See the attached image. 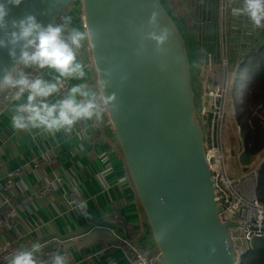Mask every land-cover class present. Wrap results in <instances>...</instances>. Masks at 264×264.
<instances>
[{
  "label": "water",
  "instance_id": "1",
  "mask_svg": "<svg viewBox=\"0 0 264 264\" xmlns=\"http://www.w3.org/2000/svg\"><path fill=\"white\" fill-rule=\"evenodd\" d=\"M74 1L24 0L12 10V16L33 13L47 26L57 22ZM203 1L210 7L211 0ZM80 2L85 29L91 26L96 33L88 45L97 81H107L101 91L117 97L118 111L106 116L108 125L115 133L148 227L137 244L151 236L154 246L147 250L160 255L158 264H240L230 231L238 223L222 219L205 155L199 87L194 84L202 65L197 39L187 40L166 0ZM154 10L159 12L158 26L148 24ZM165 27L170 30L169 38L158 49L147 33ZM18 66L8 48H0V67L14 75L30 68ZM238 156L244 166L254 160L245 148ZM94 225H107L124 236L119 226L102 219L69 235L51 233L35 238L22 249L38 242L45 243L43 256L51 250L63 252L65 246L52 240L70 239ZM251 248L264 249V237H254Z\"/></svg>",
  "mask_w": 264,
  "mask_h": 264
},
{
  "label": "crops",
  "instance_id": "2",
  "mask_svg": "<svg viewBox=\"0 0 264 264\" xmlns=\"http://www.w3.org/2000/svg\"><path fill=\"white\" fill-rule=\"evenodd\" d=\"M75 1L62 16L72 17L70 27L85 29L81 2ZM238 4L239 1L236 6ZM61 17L57 22H61ZM223 17L221 0H217V23ZM227 18L231 19L224 38L220 36L222 31L217 29L220 33L217 35L219 43L215 62L216 66H221L226 56L230 73L233 74L236 62L240 63L250 46L263 36L255 33V28L246 17L245 25L240 24L242 18H234L229 14ZM84 47L89 52L88 42ZM87 51L86 55L89 54ZM81 61L85 64L83 59ZM85 66L84 80L66 78L67 87L63 90L60 88L58 93L47 98L48 102L54 103L61 99L72 86L80 83L96 87V70L93 65ZM201 69L202 65L200 73ZM41 76L49 82H56L59 74L52 69H43ZM238 82L237 77L229 95L234 104L235 95L239 92L242 94L239 87L234 94L235 86L241 85ZM26 97L27 94L22 101H26ZM17 104L20 102L12 103L0 117V199L2 194H6L15 203L24 197L27 201L17 206L14 224L0 230V240H22L27 245L33 239L51 233L69 235L87 223L103 219L119 226L124 236L107 225H94L88 231L76 235L74 240L60 241L55 238L52 241H57L60 247L65 246L63 252L70 257V264H128L129 256L122 239H134L136 242L147 232L148 227L107 117L101 129H96L93 122L81 121L74 126L70 135L63 132L50 135L42 130L14 128L11 117ZM238 129L241 134L239 126ZM242 149L243 143L240 151ZM36 160L40 161L39 165L35 163ZM15 169H19V173L14 185L8 187L5 179ZM45 184H50L51 189L37 195L35 192ZM74 199L75 202H72ZM81 202L86 205L83 210L78 207ZM115 216L120 219L114 220ZM141 243L139 246L146 245L142 247L146 249L154 246L151 236L141 240ZM44 245L41 244V247ZM53 251L44 253L42 258L46 260Z\"/></svg>",
  "mask_w": 264,
  "mask_h": 264
},
{
  "label": "clouds",
  "instance_id": "3",
  "mask_svg": "<svg viewBox=\"0 0 264 264\" xmlns=\"http://www.w3.org/2000/svg\"><path fill=\"white\" fill-rule=\"evenodd\" d=\"M24 0H0V48H8L9 56L16 65L25 68L55 70L59 76L56 82H49L41 75L35 77L22 70L15 75L12 70L0 67V90H15L13 99L20 100L27 93L26 102L17 104L12 110V126L18 130H42L55 135L63 132L70 135L78 122L101 123L109 114L118 111L117 97L101 91L108 82L101 78L96 87L87 83L72 86L61 99L49 103L48 99L60 91L61 78L84 80L85 64L79 58L84 45L95 39L96 33L88 28L70 27L71 16H62L61 22L45 26L33 13L17 18L12 10ZM233 16L246 17L255 29H264V0H239L238 6L231 7ZM158 11H152L148 19L150 26H158ZM170 30L165 27L159 32L150 31L147 38L156 42L158 49L169 38ZM19 50V54H17ZM83 210L86 205L81 202ZM163 240V236L159 237ZM214 252L215 249H212ZM40 254L39 256L37 254ZM40 243L15 252L7 264H70V257L54 250L43 259Z\"/></svg>",
  "mask_w": 264,
  "mask_h": 264
},
{
  "label": "built area",
  "instance_id": "4",
  "mask_svg": "<svg viewBox=\"0 0 264 264\" xmlns=\"http://www.w3.org/2000/svg\"><path fill=\"white\" fill-rule=\"evenodd\" d=\"M238 1L239 0H221L224 17L222 21H220L222 31L220 36L223 38L225 37V31L231 19L227 18L228 14L234 18H242L240 24L245 25L244 17L233 16L231 13V7L236 6ZM254 30L256 34H261L263 36V38L258 40H264V29ZM258 40L253 46H250L247 54L259 46V44H256ZM86 51V48L83 47L79 57L85 61L87 66H92L93 60L90 49L89 52L87 51V53H89L88 55H86ZM215 59V52L208 51L205 53L202 62V67L211 75V77L203 83L204 85L201 84L206 92L207 98L210 100L208 103H206L205 100L200 101V117L205 135V155L212 172L214 197L217 205L221 209L222 219L226 222L238 223L236 226L231 227L230 231L233 243L234 241H238V245H234V247L238 255L241 256L243 252L251 248V241L254 237H264V203L259 200L256 194L258 171L261 163H257L249 170L234 177L228 175L223 152V126L227 114L233 116L236 114V105L234 101L229 98V95L235 79L240 75L238 73V67H240L244 58L240 63L238 61L236 62L233 74L230 73V66L226 56L223 58L222 64L219 67L216 66ZM20 67L22 66L19 65L18 68ZM42 71L43 69L30 67L25 73L35 77L41 75ZM235 73H237L236 78L234 76ZM67 85L68 79L63 78L60 85L61 90L65 89ZM239 88L242 92L243 87L239 85ZM14 92L15 90L9 89L0 90V117L12 103L16 101L20 103L26 102L22 101L23 97L20 100H14ZM259 111L264 119V108H262L261 104L257 105L254 109V112ZM93 125L96 129H101L104 122L102 121L99 124L93 123ZM253 156L255 160L256 155ZM35 163L39 165L40 161L36 160ZM18 173L19 169H15L9 173L5 179L6 186L9 187L14 185ZM60 179L59 177L58 180ZM51 187L50 184H45L35 193L40 195L45 191H49ZM2 195L0 199V230L14 224L17 206L20 204L24 205L27 201L26 197H24L19 203H15L12 197L6 194ZM72 202H75V199ZM119 219L120 218L117 216L114 217L116 221ZM75 238L76 236H72L70 239L74 240ZM122 242L129 256L128 264H158L161 262V257L158 253L150 254L149 250L136 244L134 239L123 238ZM24 246L25 243L22 240H0V261L10 257ZM110 264L116 263L112 262Z\"/></svg>",
  "mask_w": 264,
  "mask_h": 264
},
{
  "label": "trees",
  "instance_id": "5",
  "mask_svg": "<svg viewBox=\"0 0 264 264\" xmlns=\"http://www.w3.org/2000/svg\"><path fill=\"white\" fill-rule=\"evenodd\" d=\"M215 23L206 28L201 38L202 58L208 51L215 54L218 52L217 33L213 27ZM238 73V83L243 90L241 100L236 105L235 120L240 127L243 148L250 155H256L264 149V119L260 111L254 112L259 104L264 108V41L245 56ZM237 87L236 85L234 94ZM256 194L264 203V161L258 171ZM151 239L153 241L152 237ZM240 264H264V249L249 248L240 256Z\"/></svg>",
  "mask_w": 264,
  "mask_h": 264
},
{
  "label": "rangeland",
  "instance_id": "6",
  "mask_svg": "<svg viewBox=\"0 0 264 264\" xmlns=\"http://www.w3.org/2000/svg\"><path fill=\"white\" fill-rule=\"evenodd\" d=\"M77 2L80 3L79 0L75 1V3ZM166 2H167L169 9L175 16V18L178 21H181L179 19L180 15L183 14V9L181 7V4L177 0H166ZM180 23L182 24L183 30L186 32L187 40L190 41L192 39H197L198 46L200 48L201 38L198 37V33L192 29V25H189L188 22H185V24L184 22L183 23L180 22ZM216 29H219V31L221 30L220 22L217 23ZM219 33L220 32H218L217 30V35ZM263 41L264 40H261L260 42H257L256 44L260 45V43H262ZM199 50L201 51V48ZM201 60L203 62V58ZM209 77H211L210 73L202 67L201 73L199 72L198 77L194 80V84L199 87V96H198L199 102L203 100H205L206 103L210 102V100L207 98L204 88L202 87V85H204L203 83H205ZM237 86L239 87V85ZM240 100H241V93L239 92L235 95V104L237 105V103H239ZM242 143H243L242 136L239 133V129H238V125L236 123L235 117L233 115L227 114L225 121H224V126H223V152H224L226 170L230 177H234V175L237 173L245 172L249 170L250 168H252L257 163L262 164L264 161V149H263L258 154H256V159L254 160L252 164L248 166L241 165L239 162L238 155L240 152V147H242ZM234 245H238V241L236 242L234 241Z\"/></svg>",
  "mask_w": 264,
  "mask_h": 264
},
{
  "label": "flooded vegetation",
  "instance_id": "7",
  "mask_svg": "<svg viewBox=\"0 0 264 264\" xmlns=\"http://www.w3.org/2000/svg\"><path fill=\"white\" fill-rule=\"evenodd\" d=\"M183 9L180 15V22H188L192 25V29L198 33V37L202 38L206 32V28L211 24L215 32H217V0H211L210 7L203 0H177ZM198 1V4L196 2ZM209 1V0H208ZM201 48V47H200Z\"/></svg>",
  "mask_w": 264,
  "mask_h": 264
}]
</instances>
